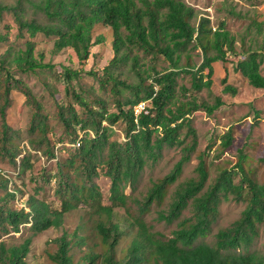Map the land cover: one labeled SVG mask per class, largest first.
<instances>
[{"label":"trees","instance_id":"1","mask_svg":"<svg viewBox=\"0 0 264 264\" xmlns=\"http://www.w3.org/2000/svg\"><path fill=\"white\" fill-rule=\"evenodd\" d=\"M5 13L14 16L20 38L35 39L39 35L53 38V53L68 50L72 60L80 65L87 62L91 48L102 41L101 38L94 40L95 28H110L115 57L103 71L106 79L112 81L113 91L121 94L117 88H127L129 97L123 101L117 100V112L108 113L103 103L100 112L89 108L81 96H76L84 110L83 117H79L71 105L66 109L58 104V118L62 124L69 130L73 123L79 124V129L83 131L78 137L74 129V158L59 164L61 209L51 210L44 202L33 197L27 202L29 210L0 205V229L19 232L20 226L25 223H31L30 229L34 232L57 227L65 212L81 204L96 216L91 229L99 243L87 246L76 260L73 247L85 245V240L90 236L63 232L55 239L57 251L50 255L55 264H264V254L252 250L264 226V184L256 181L246 169L248 156L244 153L240 155L234 170H219L215 182L207 189L210 172L205 156L198 157V178L180 184L168 208L158 213V219L167 224L179 221L173 238H161L142 217L152 205L164 203L168 187L176 183L194 151L196 133L187 116L200 108L211 114L223 106L220 99H216L212 106L198 104L194 98L187 102L177 101L176 78L180 73L189 75L194 92L210 89L213 65L226 64L229 56H237L234 38L228 32L222 29L212 32L209 19L199 17L196 10L183 0H16L13 4L0 0V15ZM5 39L0 35V42ZM26 47L14 59L18 69L24 73H37L46 68L43 58L35 56V43L29 40ZM191 49L201 51L202 63L196 71L190 70L193 69L189 55ZM135 51L151 56V62L162 56L169 64L168 70L158 72L154 65L143 69ZM183 59L186 69L182 67ZM129 61L140 80L138 84H128L114 77V69ZM263 62L264 49L250 50L237 62L235 71L254 88L264 90V77L261 74ZM2 67L6 72L3 78L6 87L3 102L0 103V158L15 162L19 153L18 147L11 143L10 128L6 122V109L10 104L9 95L13 85L34 109L30 131L39 132L41 136L31 141V145L40 149L46 143L43 152L49 157L55 156L56 143L53 146L49 144L47 117L41 113V105L27 85L15 79L6 59ZM63 73L69 82L78 76V72L67 67L63 68ZM148 79L152 82L147 85ZM222 83L225 94L237 95V90L227 85L226 79ZM147 100H150V107L136 121L132 108ZM120 119L126 123L125 141H110L112 126ZM184 127H187V134L192 136L189 146L180 138V131ZM233 141L231 129L223 137V152ZM165 146L181 147V159L161 181L152 184L143 201L137 202L138 215L133 216L129 211L125 213L126 227L122 229L114 218L115 209L124 207L128 201L126 187L134 189L146 163L155 161ZM76 158L79 159L78 164ZM26 161V158L21 160V168ZM98 165L105 168V174L111 181L110 206L101 204V193L93 181L98 174ZM237 176H240L239 182L236 181ZM3 186H7V181ZM6 194L15 197L13 192ZM224 201L246 203V207L236 222L215 235L216 240L212 245L205 240L212 232L219 207ZM191 206L193 215L182 219L184 211ZM126 235L129 238L118 254L117 247ZM30 243V238L8 247L0 242V264H25Z\"/></svg>","mask_w":264,"mask_h":264},{"label":"rangeland","instance_id":"2","mask_svg":"<svg viewBox=\"0 0 264 264\" xmlns=\"http://www.w3.org/2000/svg\"><path fill=\"white\" fill-rule=\"evenodd\" d=\"M16 0H4L7 4H13ZM193 7L199 17L208 18L209 27L212 32L222 29L234 38L236 57H228L226 64L217 63L213 65L212 86L210 89H203L200 92L191 90V77L180 73L176 78V100L191 101L192 98L198 104L214 105L216 99H220L223 106L214 113H207L203 108L190 114V124L196 133V146L191 153L190 159L185 163L182 174L173 185L167 189V197L162 205L156 204L142 215L145 223L156 232L161 238L167 240L173 238V233L178 229L179 221L167 224L158 219V213L166 210L172 200V196L177 187L188 179L198 178L197 165L200 155L205 156L210 172V178L206 189L215 182L219 175V170H234L242 153L248 156L246 169L252 173L253 178L264 184V90H259L250 85L249 81L235 71V66L239 60L243 59V54L250 50L264 49V0H183ZM0 35L6 37L0 42V103L3 102L5 93L6 72L2 63L6 59L8 67L14 74L16 80L22 81L30 89L37 102L41 105V113L47 117V137L49 144L54 146L55 156L49 157L45 154L44 145L40 149H35L31 141L39 139V132L31 133L30 124L34 109L27 102L25 96L14 85L9 95V106L6 109V122L9 125V135L11 143L18 147L19 153L15 157V162L7 158H0V205H6L11 209L24 208L29 210L27 202L33 197L44 202L51 210L61 209L59 197V164L66 163L69 158H74V129L79 136L83 131L80 125L73 123L72 129H67L58 118V104L67 109L71 105L79 117L84 116V110L78 103L76 96L87 102L88 107L97 111L104 109L108 113L117 112V100L123 101L129 97L127 88L119 86L115 93L112 81H108L104 74V69L108 67L110 61L115 57L112 42L113 35L110 28L97 26L93 33V38L102 39L101 43L95 45L90 50V56L86 63L80 65L72 60L70 51L65 50L59 54H54V39L39 35L35 39L20 38L19 26L15 22L14 16L9 13L0 15ZM35 43V56L42 59L47 67L38 70L37 73H24L18 69L14 63L19 52L26 50L27 41ZM11 53V54H9ZM139 56L143 69L149 65H154L158 72L168 70L169 64L159 56L151 62V56H144L142 52H136ZM134 53V54H135ZM190 64L196 71L201 63V51L190 50ZM132 62L120 66L115 70L114 77L128 84H138L139 78L131 68ZM67 67L78 72V76L70 82L64 77L63 68ZM182 67L185 59L182 60ZM186 69V68H185ZM261 74L264 77V62L261 67ZM146 75H143L145 77ZM226 79V84L237 90V95L225 94L222 81ZM107 80V81H106ZM148 79L146 84H151ZM5 86V87H4ZM114 90V91H113ZM101 102V103H100ZM174 109V107H172ZM107 125L106 122H104ZM109 140L125 141L126 123L122 119L113 126ZM233 130L234 141L232 145L223 152L221 143L224 135ZM2 134L0 118V135ZM77 137V138H78ZM180 138L184 139V144L189 146L192 143V136L187 134V127L180 131ZM106 154V149L103 155ZM183 151L181 147L165 146L161 154L155 161L149 160L143 168L141 176L134 189L127 186L125 194L128 201L124 207L116 208L114 221H117L122 229L126 227L124 215L129 211L133 216L138 215V201L144 200L148 190L153 183L161 181L174 168L181 159ZM26 158V164L21 168V160ZM76 158V164H78ZM98 174L93 177L101 193V204L110 206V185L111 181L105 174L102 165L97 166ZM240 176L236 177L239 182ZM7 181V186L4 183ZM13 192L15 197H10L6 193ZM246 203L235 201H224L219 207V212L215 223L212 226L210 236L205 240L209 244L215 243V235L221 230L230 227L236 222L245 210ZM193 215V207L184 211L182 219ZM96 216L86 205L79 204L77 207L65 212L62 215L60 225L51 226L45 230L34 232L30 229L31 223L20 226L19 232H5L0 229V242L5 246L19 245L25 239L30 238L29 251L24 258L25 264H55L50 255L57 251L56 237H60L63 232L68 234L77 233L78 236H90L85 240V245L73 247L76 260L80 258L87 246L99 243L98 238L92 232L91 224ZM130 235V232H128ZM126 235L118 245V254L129 238ZM98 247V246H97ZM96 247V250L98 248ZM253 251L264 254V226L261 227V234L254 244Z\"/></svg>","mask_w":264,"mask_h":264},{"label":"built area","instance_id":"3","mask_svg":"<svg viewBox=\"0 0 264 264\" xmlns=\"http://www.w3.org/2000/svg\"><path fill=\"white\" fill-rule=\"evenodd\" d=\"M148 107H150V100L142 101L132 108L134 119L137 121L139 115L143 113Z\"/></svg>","mask_w":264,"mask_h":264}]
</instances>
